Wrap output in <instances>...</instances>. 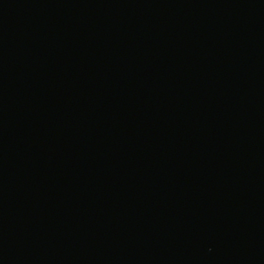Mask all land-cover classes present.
Segmentation results:
<instances>
[{"label": "water", "instance_id": "95a60500", "mask_svg": "<svg viewBox=\"0 0 264 264\" xmlns=\"http://www.w3.org/2000/svg\"><path fill=\"white\" fill-rule=\"evenodd\" d=\"M0 264H264V0H0Z\"/></svg>", "mask_w": 264, "mask_h": 264}]
</instances>
